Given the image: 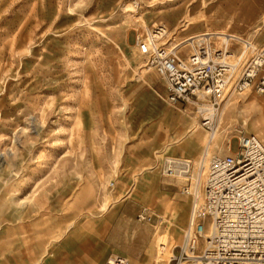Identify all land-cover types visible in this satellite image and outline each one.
I'll list each match as a JSON object with an SVG mask.
<instances>
[{"label": "rangeland", "instance_id": "374dc122", "mask_svg": "<svg viewBox=\"0 0 264 264\" xmlns=\"http://www.w3.org/2000/svg\"><path fill=\"white\" fill-rule=\"evenodd\" d=\"M245 1L0 0V153L5 152L0 167V215L11 213L12 207H26L27 216L37 213L41 218L63 219L65 229L70 219L83 218V235H94L115 249L107 259L119 254L129 264H149L144 255L155 226L160 216L176 210V224L169 232L177 250L189 198L183 196L177 180L162 175L163 158L158 157V171L145 170L154 167V155L161 151L158 130L168 134L170 129L157 112L150 111L151 95L157 92L168 109L183 116L177 129L188 130V113L195 115L188 107L174 108L155 69L140 67L149 59L136 46L126 44L125 34L129 32L135 43V35L146 37V29L128 21L121 7L135 2L149 30L166 28L163 41L169 45L188 34L210 30L251 38L249 29L256 25L255 44H262L264 20L259 18L260 11L252 18L240 10ZM200 12L203 20L191 25L186 15L198 19ZM245 20L248 24L242 28L233 27ZM258 97L264 100V94H249L251 100ZM246 104L242 106L247 113L257 107L254 102ZM228 111L225 121H231L236 112ZM258 114L254 112L253 118ZM196 124L194 150L186 156L194 159L205 134ZM257 130L264 134V124L258 123L250 132L257 134ZM223 143L217 142L219 147ZM231 146L236 148L234 137ZM181 148L188 147L172 145L167 154L177 155ZM53 192L62 194L63 209H41L55 197ZM105 192H111L116 201L106 205ZM33 203H40V208L33 210ZM145 206L153 209L145 210ZM148 213L150 223L140 218Z\"/></svg>", "mask_w": 264, "mask_h": 264}, {"label": "built area", "instance_id": "2783aa9c", "mask_svg": "<svg viewBox=\"0 0 264 264\" xmlns=\"http://www.w3.org/2000/svg\"><path fill=\"white\" fill-rule=\"evenodd\" d=\"M166 31L157 26L146 37L136 34L135 44L164 81L167 101L190 108L207 135L195 169L185 157L163 161L164 176L182 179L181 192L190 201L187 224L169 261L264 264V141L240 125L227 133L223 150L211 144L231 93L264 92V43L210 30L169 45L162 42ZM128 263L119 254L106 260Z\"/></svg>", "mask_w": 264, "mask_h": 264}, {"label": "crops", "instance_id": "0c3cea01", "mask_svg": "<svg viewBox=\"0 0 264 264\" xmlns=\"http://www.w3.org/2000/svg\"><path fill=\"white\" fill-rule=\"evenodd\" d=\"M111 32L116 36L114 30ZM130 35L129 32L125 34V42L132 47L135 46V43L134 38L132 41L130 40ZM111 38L115 39L113 36ZM155 94V96L151 95L150 98L152 105H158L159 108L167 112V117L159 114L163 123L169 126V119L174 120L172 124L174 131L170 128L165 137L163 135L160 137L161 149L167 141L182 136V143L188 148L174 149V151L177 150L175 154L184 157L192 155L195 137L187 136V130L177 129L183 121V116L177 114L174 110L168 109L164 105V97L157 92ZM174 108L179 109L175 106ZM188 122H190L189 117ZM150 129L153 131L154 126H151ZM202 148L203 145L199 155ZM53 194H55V197L51 196V201L43 203L41 209L52 211L63 209L62 206L65 203L64 198L61 197L62 194L58 193L59 195H57L56 192H53ZM38 205L40 203H33L34 207L32 209H39ZM188 207H190V201ZM27 210L26 207L21 209L12 207L11 213L6 212L0 215V264H105L107 257L115 251L104 242L96 240L94 235H83V218L70 219L68 225L73 223L72 227L67 225L65 229L63 228L65 226L63 219L50 216L41 218L39 215L37 216V213L27 216ZM188 215L189 210L183 227L187 224ZM146 250L147 256L144 255V258H149V264H153L151 242ZM176 251L174 246L172 252ZM167 264H171L169 260Z\"/></svg>", "mask_w": 264, "mask_h": 264}, {"label": "bare ground", "instance_id": "6f19581e", "mask_svg": "<svg viewBox=\"0 0 264 264\" xmlns=\"http://www.w3.org/2000/svg\"><path fill=\"white\" fill-rule=\"evenodd\" d=\"M242 7H243V9H242ZM136 8L137 7L135 6V2L134 3L130 2L128 4H124V6L121 7V13H122V15L124 17L128 18V21H134L136 23H139L142 26H145L146 34L148 35L150 30L148 29V26L145 25L143 16L141 14H138V11H137ZM239 9L243 10V11H246V12L248 11L249 17H252V18H255L256 13L258 11H260L261 16L259 18L261 20H264V0H246L244 3H242V5L239 7ZM188 11L190 12V9H188ZM186 16L188 17L187 19H189V22L192 25V24H194V22L203 20L204 14L202 12H200L199 17H202V18H198V19H196L195 17H192L189 14H187ZM242 17H244V16H242ZM249 17H248V19H249ZM247 20H245L243 22L239 21L241 23L240 27H239V25H237V26L233 25V27L234 28H236V27L242 28L245 25V23L248 24ZM254 27L255 28H250L249 29V33L251 35V38L250 37H248V38L244 37L243 35H241V34H239L237 32H231V33H234L237 36L243 37V38L248 39V40L252 41L253 43H255L254 36H256L257 31L259 30V25H256ZM182 29H184V28H181L179 31H181ZM175 33L178 35L179 32L177 31ZM173 35H174V33H173ZM190 35H193V33L192 34H188L185 37H188ZM166 36H167V31H166V35H165L164 38H166ZM164 38H162V42L163 43H167L166 40L163 41ZM171 38L173 39L174 37L171 36ZM171 38L169 37L167 40H169ZM182 39H184V38H182ZM178 42H179V40H178ZM135 46L137 47L138 52L141 53L139 48H138V45L135 44ZM142 55L147 56L149 60L147 62H144V63L142 62L143 64L140 67L144 68L146 71H148L149 69L152 68L151 64H150V57L147 54H142ZM147 64H148V66H147ZM254 92L257 93L256 91H254ZM250 93H251V90H249V91L246 90L244 92H233V93H231L228 96V98L226 99L225 104L223 106V109H222L220 127L218 128V131L215 134L214 139H213V141L211 143L212 146L215 145L219 149L223 150L224 149V143H225V141L228 138V134H227L228 131H230V129H234L237 125H239V126L241 125L243 128L245 127V130L250 132V131H254L255 130V126L258 123H263L264 124V100L259 98V97L257 98L258 100H251L253 98H249V94ZM257 94H259V93H257ZM262 94H264V92ZM237 96H239V97H237ZM164 101H165V98H164ZM249 101H250V103L254 102L255 105L257 106L256 108H253L254 111L251 112V113H247L245 108L242 106V105H245ZM246 105H248V104H246ZM228 109L230 111L235 109V111H236L235 114L232 116L233 118H232L231 121H225V119L228 117V116L225 117L226 114H227L226 111H228ZM150 111L151 112H157L158 114H163L165 117H167V112H165L162 108H159L158 105H152V108L150 109ZM230 111H228V113ZM254 112L256 114L259 113L258 115L260 117L258 116L256 118H253ZM195 116H192V115H190V113H188V117L190 118V122H189L190 127L186 131L187 136H192L193 135V132L196 130V127H197L196 123H199L198 121L196 122L195 118L197 116L196 117ZM169 121H170V124H169L168 127L172 128V124L174 123V120L173 119H169ZM198 127H199V124H198ZM158 132H159L158 133L159 134V138L162 135L164 137L166 136V134H163L160 130H158ZM257 136L264 141V134H263L262 130H259V131L257 130ZM15 137H16V135H15ZM206 137H207V135H206ZM182 138H183L182 136L181 137H175V138L167 141L166 144L163 145L161 151H159L158 153L156 152L157 154L154 155V157H156V161H155L154 167L147 166L145 168V170H151V169L155 168L158 171V169L160 167L159 166L160 158L158 159V157L163 158L162 159L163 161L166 158H168V157H179L177 155L167 154V152H168L170 146L181 144L183 142ZM223 138H225V139H223ZM217 140L219 141V144H221L222 141H224V143L219 147L218 146L219 144H217V142H218ZM206 142H207V138L205 139V134H204V136L202 137V144L204 145ZM2 156L3 157L5 156V152L0 153V167L3 165ZM199 156L200 155H198L195 159L194 158H190V157H185V158L190 160L193 168L195 169V167H196V165L198 163ZM163 161H162V165H161V170L160 171H161L162 175L164 176V174H163V163L164 162ZM134 181H135V179H134ZM177 181H178V183H180V185H182V183H183L182 179L179 178V180H177ZM126 194H127V197H128L130 193L126 192ZM103 196H104L103 199L106 200V201H104L106 203V205L116 201V200L113 199V195L111 194V192H108V193L105 192V194H103ZM183 196H185L187 198L186 195H183ZM104 202H103V205H104ZM161 205H162V203H161ZM163 207H165V206L163 205ZM178 207H179V205H177V209H178ZM100 209L105 210V207L102 208V205H101ZM151 209H153V208H151L150 206H145V210H151ZM177 215H178V210H177ZM141 216L142 217H140V218L146 219V222L150 223L151 217H152V215L150 213H148L145 216L144 215H141ZM160 217H161L162 221L161 220H160V222L158 221V224L155 226V230L156 231L154 232V237L151 240L152 263L153 264H167L168 260L172 256V250L171 249L173 248V244H174L172 239H171L173 237V235L169 232V228H170V226L176 224V219H177L176 210H172L168 216L164 215V216H160ZM166 223H168V224L166 225ZM183 229H184V227H182V231H183ZM182 231H181V233H182ZM133 232L139 234V230L138 229H134Z\"/></svg>", "mask_w": 264, "mask_h": 264}]
</instances>
